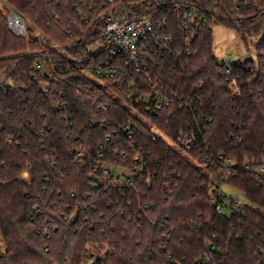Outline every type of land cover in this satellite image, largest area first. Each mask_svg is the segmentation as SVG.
<instances>
[{
	"label": "trees",
	"instance_id": "obj_1",
	"mask_svg": "<svg viewBox=\"0 0 264 264\" xmlns=\"http://www.w3.org/2000/svg\"><path fill=\"white\" fill-rule=\"evenodd\" d=\"M0 1V264H264V187L246 171L264 164V0H121L129 15L146 8L166 19L173 43L164 58L149 51L139 77L176 98L154 113L140 104L142 122L110 96L107 110L94 103L103 85L121 98L129 92L127 81L98 85L87 70L100 4ZM172 2L207 12V23L186 32ZM11 11L30 23L25 35L9 29ZM213 22L257 37L255 58L217 63ZM143 89L152 92L146 82ZM180 98L193 102L191 112ZM154 132L163 137L152 140ZM178 138L193 142L185 154L171 146ZM135 155L143 166L133 186L120 172L104 174L138 170ZM225 168L227 187L244 202L217 213L209 185Z\"/></svg>",
	"mask_w": 264,
	"mask_h": 264
},
{
	"label": "built area",
	"instance_id": "obj_2",
	"mask_svg": "<svg viewBox=\"0 0 264 264\" xmlns=\"http://www.w3.org/2000/svg\"><path fill=\"white\" fill-rule=\"evenodd\" d=\"M156 0H149V4ZM96 4H100L102 11V32L98 39H94L87 43L86 51L94 60L92 65L87 66L89 73L93 74L97 79L115 80L118 82V88L122 89L124 81H127L128 91L122 92L123 98L113 95L109 92L110 88L103 85L105 92H101L95 96L94 103L98 105V110H107L108 102L105 100L107 96L118 103L119 106L125 107L142 122V116L138 109L140 104L144 105L146 112L154 113L155 110L163 109L169 106L175 94H163L162 92H153L157 88L155 79L147 76L142 82L140 74L145 73L149 67L148 52L153 51L158 59L164 58L172 48L173 43L171 37L166 33V19L163 21L155 18L149 10L144 8L141 13L129 15L126 11L125 4L121 0H95ZM171 6L174 11L180 12V23L186 32L200 29L207 23V15L205 11H201L196 6L189 3L172 2ZM16 12V11H15ZM11 11L8 15L9 29L17 36L26 34L25 20L21 19V15ZM212 20L215 19L212 16ZM23 18V17H22ZM12 21L21 22L22 28L17 31L12 26ZM192 31V32H191ZM185 41H189V35L185 37ZM94 45V48L92 47ZM190 46L186 44L183 53L190 54ZM182 53L179 52L177 56ZM41 62L35 63V69H42ZM148 83L152 92H144L143 86ZM156 94L154 100L151 101L152 95ZM178 104L181 109L191 112L193 102L190 99H178ZM58 109H64L62 105L57 106ZM124 132L127 140H132V132L130 124H124L119 128ZM118 132H116V135ZM163 136L154 132L152 140L161 139ZM180 142V143H178ZM171 146L176 151L181 147L184 150H189L193 142L178 138L177 142H171ZM133 148V144L130 145ZM179 152V151H178ZM122 158H127V153H121ZM139 155H135L133 163L139 165L138 170H129L128 175L120 174L125 187L133 186L136 175L139 174L143 164ZM246 171L250 173L256 182L264 187V164H248ZM105 175H110V179L115 178L116 174L111 172V168L104 170ZM230 175V171L225 168L220 175H215L211 178L209 188L212 192L211 203L217 213H228L230 203H240V199L244 198V193L232 191L228 188L226 182ZM231 190V191H228ZM211 260L210 252L203 255L202 262L208 263Z\"/></svg>",
	"mask_w": 264,
	"mask_h": 264
},
{
	"label": "rangeland",
	"instance_id": "obj_3",
	"mask_svg": "<svg viewBox=\"0 0 264 264\" xmlns=\"http://www.w3.org/2000/svg\"><path fill=\"white\" fill-rule=\"evenodd\" d=\"M1 6H5L3 1H0ZM25 27L27 29L31 28L30 23L26 21ZM210 28L212 30V38H213V53L215 55L216 61L219 64H234L238 61H245V60H253L255 58V44L258 40L257 37L254 36H243L236 32L229 27L223 26L218 23H211ZM94 48V45L92 46ZM94 81L101 85V81L98 80L96 77L92 76ZM180 154H185L183 148H177ZM189 161L196 165V162L189 158ZM111 171L114 173H122L128 175L129 170L127 169H114L111 168ZM203 171H205L203 169ZM213 176H211L212 178ZM231 191V190H228ZM236 194L239 197L240 201L244 202V199L241 198L237 193L231 192ZM3 244L0 238V254L3 253ZM95 258L90 259L87 261L86 264H93L95 263Z\"/></svg>",
	"mask_w": 264,
	"mask_h": 264
},
{
	"label": "bare ground",
	"instance_id": "obj_4",
	"mask_svg": "<svg viewBox=\"0 0 264 264\" xmlns=\"http://www.w3.org/2000/svg\"><path fill=\"white\" fill-rule=\"evenodd\" d=\"M12 26H13V28H15L17 31H20L21 30V28H22V25H21V22L19 21V22H15V21H12Z\"/></svg>",
	"mask_w": 264,
	"mask_h": 264
},
{
	"label": "water",
	"instance_id": "obj_5",
	"mask_svg": "<svg viewBox=\"0 0 264 264\" xmlns=\"http://www.w3.org/2000/svg\"><path fill=\"white\" fill-rule=\"evenodd\" d=\"M15 12V11H14ZM16 13V12H15ZM22 20H24L22 17H21Z\"/></svg>",
	"mask_w": 264,
	"mask_h": 264
}]
</instances>
